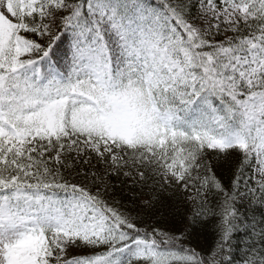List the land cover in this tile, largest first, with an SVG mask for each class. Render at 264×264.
I'll list each match as a JSON object with an SVG mask.
<instances>
[{
	"label": "snow or ice",
	"instance_id": "1",
	"mask_svg": "<svg viewBox=\"0 0 264 264\" xmlns=\"http://www.w3.org/2000/svg\"><path fill=\"white\" fill-rule=\"evenodd\" d=\"M0 264H264V0H0Z\"/></svg>",
	"mask_w": 264,
	"mask_h": 264
}]
</instances>
